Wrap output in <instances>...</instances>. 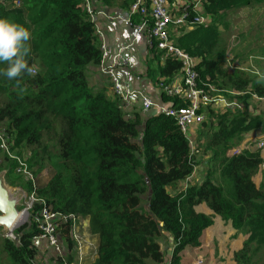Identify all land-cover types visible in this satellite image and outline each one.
Masks as SVG:
<instances>
[{
	"label": "trees",
	"instance_id": "trees-1",
	"mask_svg": "<svg viewBox=\"0 0 264 264\" xmlns=\"http://www.w3.org/2000/svg\"><path fill=\"white\" fill-rule=\"evenodd\" d=\"M256 4L264 5V0H203L199 10L209 23L177 26L171 32L174 43L197 60L204 91L237 104L202 106L206 119L191 137L194 148L173 117L144 114L138 100L125 107L111 83L100 90L91 84L88 71L99 68L102 51L83 0H0V17L31 32L27 59L35 70L18 83L0 77V129L10 151L20 158H26L24 147L48 150L46 138H54L56 172L36 188L30 177L17 171L18 160L1 148L0 170L6 169L10 185L35 191L52 211L74 215L76 224L81 217L89 218L99 243L88 264H165L160 238L166 233L172 238L168 264H179L187 247H201L216 216L234 229L231 237L245 234L243 246L235 249V263H257L255 256L264 248V146L244 136L256 128L264 131V109L259 107L264 99L254 98H264V78L230 69L222 37L229 10ZM130 10L127 6V13ZM190 13L193 17L199 11ZM131 19L138 23L141 15L132 14ZM152 50L156 66L148 65L147 77L159 88L161 82L173 84L181 77V61L172 55L162 61L163 52ZM161 102L190 104L186 96L163 91ZM236 149L239 153H233ZM208 153V174L200 183H189L198 155ZM27 162L29 168L38 164L36 153ZM202 202L212 214L196 209ZM42 208L36 202L33 214ZM74 225L69 218L58 230L62 256L47 244L55 264H74ZM40 233L31 222L16 230L17 240L2 238L0 264H43L41 244L34 241Z\"/></svg>",
	"mask_w": 264,
	"mask_h": 264
},
{
	"label": "built area",
	"instance_id": "built-area-1",
	"mask_svg": "<svg viewBox=\"0 0 264 264\" xmlns=\"http://www.w3.org/2000/svg\"><path fill=\"white\" fill-rule=\"evenodd\" d=\"M202 2L203 0H196L194 3L186 1L181 5L172 7L168 0H135L131 5L130 12L126 13L125 16H122L112 15L106 13L104 9H98L100 7L96 5L95 0H83L84 8L93 21L96 33L99 34L100 38V48L102 52L99 69L103 75L109 77V81L111 82L115 93L120 97L124 106L130 107L135 98H138L142 113L147 114L151 113V110H156L157 113H164L173 117L190 141L192 139L189 135L191 127L195 124L198 125L202 123L206 119L205 111L201 110L203 105H207L211 102L224 103L225 106H230L231 104L237 105L236 102L228 103L225 98H216L210 96L208 92L204 91L201 87V84L204 83L201 80L200 73L196 69L197 60L190 53L176 45L171 38L172 26H190L207 23V18L203 16L199 10ZM16 3L19 2L16 1ZM191 9L199 11V13L192 17L190 13ZM100 14L106 15L110 19H124L125 22L135 29L137 34H145L149 47L163 52L162 58L165 59L167 55H172L181 61V80L173 84L161 82L159 86L161 91L168 95L186 96L190 101L188 106L174 107L162 102L159 103L158 101L153 100L145 91L137 90L131 84L125 83L121 80L118 74V69L127 62L125 51L128 50L129 46L127 45L114 49L108 43L104 31L97 22V18ZM132 14L141 15V19L138 23L133 24L131 19ZM209 88L211 91L215 89L211 85H209ZM233 92L237 94L242 93L240 91ZM254 98L264 99L257 97L256 95ZM0 141L1 146L10 154V156L18 160L19 165L17 171L33 180V174L27 162L19 156L11 154L8 137L2 130H0ZM260 146H264V143L262 142ZM234 153H239V149L234 150ZM22 192L25 207L20 211V214H23L24 211H29L31 222L37 223L41 230V233L34 237L35 243L38 245L41 242H46L54 248L55 253L62 256L64 248L58 230L61 224L69 218L74 221L75 228L76 217L74 215H65L57 211H52L47 207L44 200L38 198L35 191L30 194L24 190H22ZM35 202H41L43 208L33 214L32 211ZM20 224H22V220L12 230L7 229L6 236L8 237L6 238L17 240L16 230L19 228Z\"/></svg>",
	"mask_w": 264,
	"mask_h": 264
},
{
	"label": "rangeland",
	"instance_id": "rangeland-1",
	"mask_svg": "<svg viewBox=\"0 0 264 264\" xmlns=\"http://www.w3.org/2000/svg\"><path fill=\"white\" fill-rule=\"evenodd\" d=\"M202 15L205 16L204 14ZM205 17L208 20L205 24H208L209 18L207 16ZM225 26L226 28H222V37L227 40L226 58L230 69L236 67L248 73L251 77L259 76L264 78V5H248L229 10L226 15ZM176 28L177 27L172 26L171 32ZM107 92L108 94L112 93L110 87L108 88ZM252 101H254V99ZM137 103L139 109L141 110L140 102L138 101ZM223 105L225 104L223 103L222 107ZM231 106L235 105L231 104L230 107ZM259 107L264 109V100H261V105ZM222 111L224 112L225 109L222 108ZM55 126L57 127V125ZM198 126L199 125L195 124L191 127L189 131L191 136L197 135ZM254 138L255 141L253 142H256L258 146L259 143L261 144L264 141V131L262 129L256 128L254 131L248 132L246 133V136H244L245 141H249ZM46 142L49 143L50 146L48 150L39 149L37 147H34V150H31L30 147L32 146L23 148V153L27 159L31 157L32 160V154L36 153V158L38 159L39 163L33 164L34 167L30 168L33 174V183L36 187H41L47 184V182L54 176L56 172V166L54 165V138H46ZM191 143L195 148L194 141ZM232 151L234 153V150ZM232 151L230 152L232 153ZM210 155L211 153H208L204 156H201V154L198 155L199 163L196 165V170L193 176L188 179L189 183H200L205 178V176L208 174L207 170L210 164ZM26 158L22 159L27 162ZM2 160L3 154L1 152L0 163ZM5 172H7L6 169L0 170V173H4V179ZM6 180V184L10 186L14 192L21 190V188H19L20 185H10ZM185 184H181V188H183ZM18 207L22 211V208L24 209L25 207L24 201H21V205ZM196 209L199 212L212 214V211L206 202H202L201 204L197 205ZM24 213L26 215L23 216L22 224H20L19 227L31 221L29 211H24ZM86 219L87 218L85 217H81L73 231V234L77 239L76 248H78V252L76 250L74 256V264H88V262H92L96 256L99 238L96 234L91 233L89 223L88 225L86 224ZM6 230L7 229L4 227H0V249L2 248V238L8 237L6 236ZM234 233L236 232L231 228L230 225L225 224L221 217L216 216L215 224L205 230L201 247H187L181 254L182 258L179 264H206V262H208V264H237L233 258L234 252L236 248L243 246L245 234L244 232H238V235L235 238L231 237V235ZM160 242L162 249L166 251L165 264H168L172 252V238L166 233L161 236ZM40 244L39 261L43 264H55L54 256L51 250L52 247L49 245L51 247L50 248L45 242H41ZM255 257L257 259L256 264H264L263 247L257 252Z\"/></svg>",
	"mask_w": 264,
	"mask_h": 264
},
{
	"label": "crops",
	"instance_id": "crops-1",
	"mask_svg": "<svg viewBox=\"0 0 264 264\" xmlns=\"http://www.w3.org/2000/svg\"><path fill=\"white\" fill-rule=\"evenodd\" d=\"M126 1L127 0H109L107 3L106 0H95V3L100 7L98 9H104L106 13L125 16L127 13V6L130 7L135 0L130 3V6L126 5L129 0L127 3ZM186 1L194 3L196 0H168L172 7L181 5ZM123 3L125 4L124 7L122 6ZM97 22L104 31L108 43L114 49H118L122 46H129L128 50L125 51L127 62L118 69L121 80L131 84L137 90L145 91L153 100L160 103L162 91L158 87L155 79L147 77L148 65L151 63L150 67L156 66V62L151 61L155 52L153 53L152 48L148 46L145 34H137L135 29L121 18L110 19L106 15L100 14L97 18ZM97 35L99 37L98 33ZM163 60L162 58V61ZM101 74L98 66H91L88 71L89 81L91 84H94L98 90L107 87V83H111L108 81L110 80L108 76L105 78ZM180 80L181 77L173 83H177ZM137 100L138 98H135L136 102ZM150 112L157 111L151 110ZM88 223L89 218L86 219V224L88 225Z\"/></svg>",
	"mask_w": 264,
	"mask_h": 264
},
{
	"label": "clouds",
	"instance_id": "clouds-1",
	"mask_svg": "<svg viewBox=\"0 0 264 264\" xmlns=\"http://www.w3.org/2000/svg\"><path fill=\"white\" fill-rule=\"evenodd\" d=\"M31 35L29 29L25 26L11 21L8 18L0 17V77L18 83L24 76H33L35 74L34 67L29 65L27 59L31 52L29 44ZM0 148L10 156V154L1 146V141ZM11 154L13 153L11 152ZM19 188L30 194L28 190L23 187L19 186ZM23 197L21 201H24ZM28 223H31V221ZM75 240L77 242L76 238Z\"/></svg>",
	"mask_w": 264,
	"mask_h": 264
},
{
	"label": "water",
	"instance_id": "water-1",
	"mask_svg": "<svg viewBox=\"0 0 264 264\" xmlns=\"http://www.w3.org/2000/svg\"><path fill=\"white\" fill-rule=\"evenodd\" d=\"M4 174V173H3ZM0 173V227L12 230V225L20 215L19 205L23 197L22 190L13 191Z\"/></svg>",
	"mask_w": 264,
	"mask_h": 264
},
{
	"label": "bare ground",
	"instance_id": "bare-ground-1",
	"mask_svg": "<svg viewBox=\"0 0 264 264\" xmlns=\"http://www.w3.org/2000/svg\"><path fill=\"white\" fill-rule=\"evenodd\" d=\"M14 191V190H13ZM22 215L25 216L26 214H20L19 217L15 220L14 224L12 225V228H15L22 220Z\"/></svg>",
	"mask_w": 264,
	"mask_h": 264
}]
</instances>
